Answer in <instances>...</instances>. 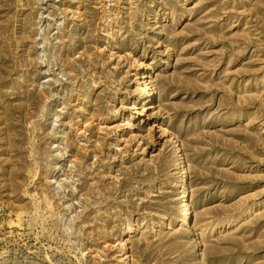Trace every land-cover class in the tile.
Returning <instances> with one entry per match:
<instances>
[{
  "label": "rangeland",
  "instance_id": "374dc122",
  "mask_svg": "<svg viewBox=\"0 0 264 264\" xmlns=\"http://www.w3.org/2000/svg\"><path fill=\"white\" fill-rule=\"evenodd\" d=\"M0 264H264V0H0Z\"/></svg>",
  "mask_w": 264,
  "mask_h": 264
}]
</instances>
